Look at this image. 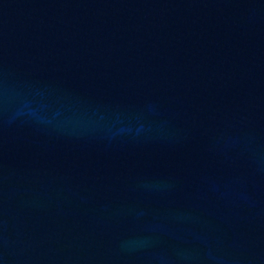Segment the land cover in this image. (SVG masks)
Returning <instances> with one entry per match:
<instances>
[{
	"label": "water",
	"instance_id": "1",
	"mask_svg": "<svg viewBox=\"0 0 264 264\" xmlns=\"http://www.w3.org/2000/svg\"><path fill=\"white\" fill-rule=\"evenodd\" d=\"M0 264H264V0H0Z\"/></svg>",
	"mask_w": 264,
	"mask_h": 264
}]
</instances>
